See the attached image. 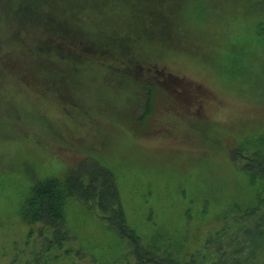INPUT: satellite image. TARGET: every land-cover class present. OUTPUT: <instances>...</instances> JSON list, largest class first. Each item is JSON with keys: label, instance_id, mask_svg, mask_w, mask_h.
<instances>
[{"label": "rangeland", "instance_id": "1", "mask_svg": "<svg viewBox=\"0 0 264 264\" xmlns=\"http://www.w3.org/2000/svg\"><path fill=\"white\" fill-rule=\"evenodd\" d=\"M139 6L168 21L167 32L150 31ZM99 25L128 34L124 44L113 40L128 48L125 66L90 60L57 68L47 82L52 73L38 79V62L20 53L57 36L94 45ZM143 78L153 83L150 109L129 127L124 100ZM6 100L22 117L18 131L7 123ZM260 135L264 0H0V264H31L42 242L39 225L27 237L19 216L30 185L21 166L45 177L87 154L113 171L127 222L145 245L211 261L206 243L254 202L227 153ZM65 214L71 239L48 254L52 264L133 263L80 203L69 201Z\"/></svg>", "mask_w": 264, "mask_h": 264}, {"label": "trees", "instance_id": "2", "mask_svg": "<svg viewBox=\"0 0 264 264\" xmlns=\"http://www.w3.org/2000/svg\"><path fill=\"white\" fill-rule=\"evenodd\" d=\"M137 10L142 14L141 17L149 21L150 31L167 32L168 21L156 20L152 16L150 8L146 6L134 8V11ZM77 13L75 12L73 15L78 18ZM115 24H117L116 21ZM105 26L96 27L97 43L94 45L93 42H90L89 45L84 42L81 45L74 40L57 36L53 40H47V43H44L47 44L46 46L37 44L30 47L21 46L19 49L23 50H20V53L23 52V59H26L27 56L30 60L38 62L35 69L31 71L38 79H40L41 72L43 79L44 72L52 73L51 77L44 79L45 81L54 78L57 68H61L59 71H63L70 65L78 64L79 66L80 63H90V60L105 62L104 59L107 58L109 68L113 61L121 62L125 66L127 60L121 56L123 54L125 56L128 48L125 45H118L113 40L122 39L121 43L124 44L125 39L129 40L128 34L126 31L120 33L121 30L118 32L115 28H105ZM140 30L145 31L146 29L141 28ZM105 38L112 41L106 44ZM134 38L139 39V36ZM91 49L94 53H91ZM27 50L33 51L28 53L32 56H28ZM94 54L96 57H92ZM125 58H128V64L133 59L130 56ZM37 66L39 67L37 68ZM128 67L129 65H127ZM69 72H65L60 77L62 78L61 82L65 77L71 76H69ZM18 74H14V77H18ZM152 85L153 83L145 78L139 79L136 81L132 94V96H138L133 98L130 95L125 98L124 106L126 108L122 121L129 124V127L135 123L134 119L137 120L138 115L141 114V118L148 113ZM48 86L50 87V84ZM3 106L8 112V125L15 126L18 131L24 125L22 117L16 114L12 101L6 100ZM120 112L113 116L117 115L120 119L122 115ZM31 118L39 126L38 118L33 116ZM12 132L14 133V130ZM250 140L245 144L254 148L240 144L229 150L227 155L235 168L246 175L248 184L253 187L254 199L252 200L254 202L244 212L235 215L232 222L227 223L217 233V237H215L217 242L213 239L206 243L204 249L211 261L206 258L194 259L196 257L185 261L170 251L161 250L153 245H145L135 228L127 222L117 178L113 171L93 155L87 154L80 158L79 162L64 167L60 173L45 177H41L38 172L33 170L28 172L25 165L21 166V171L27 177L30 185L28 193L19 207V216L30 227L27 237H31L34 232L33 227L39 225L37 233L42 240L33 253L31 264H52L48 254L55 249L63 248L65 241L71 239L65 214V208L69 201L80 203L83 210L91 214L104 228L113 231L116 237L122 241L117 242V245L122 246V243L125 245L127 250L124 257L131 258L132 264H264V137L260 135ZM41 141L45 142L46 147L52 149L50 145L47 146L46 140ZM51 152L53 153L52 150ZM78 254L83 257L81 252Z\"/></svg>", "mask_w": 264, "mask_h": 264}]
</instances>
